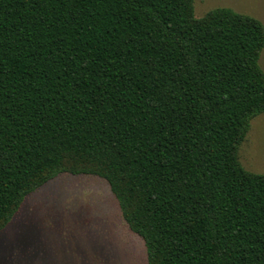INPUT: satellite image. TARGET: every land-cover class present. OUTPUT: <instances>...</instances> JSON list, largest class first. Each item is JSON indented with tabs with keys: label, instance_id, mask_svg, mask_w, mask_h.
I'll return each instance as SVG.
<instances>
[{
	"label": "trees",
	"instance_id": "trees-1",
	"mask_svg": "<svg viewBox=\"0 0 264 264\" xmlns=\"http://www.w3.org/2000/svg\"><path fill=\"white\" fill-rule=\"evenodd\" d=\"M194 0H0V231L59 174L109 185L147 264H264V26Z\"/></svg>",
	"mask_w": 264,
	"mask_h": 264
},
{
	"label": "rangeland",
	"instance_id": "rangeland-1",
	"mask_svg": "<svg viewBox=\"0 0 264 264\" xmlns=\"http://www.w3.org/2000/svg\"><path fill=\"white\" fill-rule=\"evenodd\" d=\"M230 8L264 26V0H194V16ZM264 73V48L259 58ZM241 166L264 174V113L238 147ZM0 264H147L140 237L124 222L105 180L62 173L25 197L0 231Z\"/></svg>",
	"mask_w": 264,
	"mask_h": 264
}]
</instances>
